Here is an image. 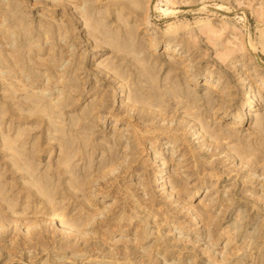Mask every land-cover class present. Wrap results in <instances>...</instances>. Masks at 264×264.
I'll return each mask as SVG.
<instances>
[{"label":"rangeland","instance_id":"1","mask_svg":"<svg viewBox=\"0 0 264 264\" xmlns=\"http://www.w3.org/2000/svg\"><path fill=\"white\" fill-rule=\"evenodd\" d=\"M252 50L264 0H0V264H264Z\"/></svg>","mask_w":264,"mask_h":264},{"label":"bare ground","instance_id":"2","mask_svg":"<svg viewBox=\"0 0 264 264\" xmlns=\"http://www.w3.org/2000/svg\"><path fill=\"white\" fill-rule=\"evenodd\" d=\"M150 34H151V32H150ZM152 41V40H151ZM166 47V46H165ZM158 48V46L156 45V44H153L152 43V47L150 48L151 50H156ZM164 49V48H163ZM253 71H250V72H248L247 73V81H251V77L250 76H252L253 75ZM261 80V79H260ZM257 83V82H256ZM261 84L263 85L262 87H264V81L262 80L261 81ZM257 86H259L258 84H256ZM217 85H215L214 87H216ZM251 86V85H250ZM261 86V85H260ZM248 90H252L251 89V87H249L248 86ZM255 100V99H254ZM255 102L254 101H252L251 103H249V105L247 106V108H245L243 111H242V113H241V115H238V116H236L234 119V121H233V123H234V125H237V124H239V123H242L243 122V116L244 115H246L247 114V112L246 111H248L249 109H250V107H251V105L252 104H254ZM250 111V110H249ZM164 182V181H163ZM157 183H162V181L159 179V180H157ZM196 195V194H195Z\"/></svg>","mask_w":264,"mask_h":264},{"label":"water","instance_id":"3","mask_svg":"<svg viewBox=\"0 0 264 264\" xmlns=\"http://www.w3.org/2000/svg\"><path fill=\"white\" fill-rule=\"evenodd\" d=\"M251 52H252L253 56L258 60V62H259L261 65H264V63H262V62L259 61V57H258V55H257L253 50H252Z\"/></svg>","mask_w":264,"mask_h":264}]
</instances>
